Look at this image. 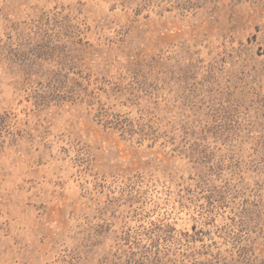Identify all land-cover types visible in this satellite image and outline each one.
Instances as JSON below:
<instances>
[{
	"label": "rangeland",
	"instance_id": "obj_1",
	"mask_svg": "<svg viewBox=\"0 0 264 264\" xmlns=\"http://www.w3.org/2000/svg\"><path fill=\"white\" fill-rule=\"evenodd\" d=\"M0 264H264V0H0Z\"/></svg>",
	"mask_w": 264,
	"mask_h": 264
}]
</instances>
